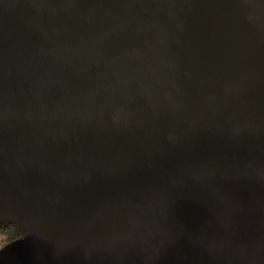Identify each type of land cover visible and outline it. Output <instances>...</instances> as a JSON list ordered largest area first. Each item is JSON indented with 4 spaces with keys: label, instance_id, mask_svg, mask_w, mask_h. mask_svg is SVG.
<instances>
[{
    "label": "water",
    "instance_id": "obj_1",
    "mask_svg": "<svg viewBox=\"0 0 264 264\" xmlns=\"http://www.w3.org/2000/svg\"><path fill=\"white\" fill-rule=\"evenodd\" d=\"M0 264H264V0H0Z\"/></svg>",
    "mask_w": 264,
    "mask_h": 264
},
{
    "label": "trees",
    "instance_id": "obj_2",
    "mask_svg": "<svg viewBox=\"0 0 264 264\" xmlns=\"http://www.w3.org/2000/svg\"><path fill=\"white\" fill-rule=\"evenodd\" d=\"M0 235L3 236V243L1 244L0 248L7 244L8 242L21 237V234L16 232L11 225L5 226L1 225L0 226Z\"/></svg>",
    "mask_w": 264,
    "mask_h": 264
},
{
    "label": "rangeland",
    "instance_id": "obj_3",
    "mask_svg": "<svg viewBox=\"0 0 264 264\" xmlns=\"http://www.w3.org/2000/svg\"><path fill=\"white\" fill-rule=\"evenodd\" d=\"M3 242H4V241H3V236L0 235V246H1V244H2Z\"/></svg>",
    "mask_w": 264,
    "mask_h": 264
}]
</instances>
